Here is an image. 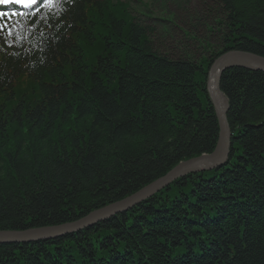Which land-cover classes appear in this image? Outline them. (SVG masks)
I'll list each match as a JSON object with an SVG mask.
<instances>
[{
    "label": "trees",
    "instance_id": "16d2710c",
    "mask_svg": "<svg viewBox=\"0 0 264 264\" xmlns=\"http://www.w3.org/2000/svg\"><path fill=\"white\" fill-rule=\"evenodd\" d=\"M44 4L0 20V231L77 221L212 153V63L230 50L264 57V0L203 3L213 45L173 56L126 0ZM220 90L225 166L78 232L0 244V264H264V73L229 69Z\"/></svg>",
    "mask_w": 264,
    "mask_h": 264
},
{
    "label": "water",
    "instance_id": "95a60500",
    "mask_svg": "<svg viewBox=\"0 0 264 264\" xmlns=\"http://www.w3.org/2000/svg\"><path fill=\"white\" fill-rule=\"evenodd\" d=\"M232 68H243L264 73V57L247 52L230 50L222 54L212 63L207 80V91L214 106L219 127L217 144L212 153L202 154L178 163L164 176L141 188L129 197L105 206L98 211L91 212L76 222L54 227L30 229L22 233L0 231V244L47 240L75 233L95 225L97 222L126 212L144 202L149 197L157 194L159 191L167 188L176 179L185 174L197 173L206 168L223 165L228 160L230 154L232 132L227 121L229 104L227 98L220 90V80L222 74Z\"/></svg>",
    "mask_w": 264,
    "mask_h": 264
},
{
    "label": "rangeland",
    "instance_id": "374dc122",
    "mask_svg": "<svg viewBox=\"0 0 264 264\" xmlns=\"http://www.w3.org/2000/svg\"><path fill=\"white\" fill-rule=\"evenodd\" d=\"M134 14L143 13L146 25L155 29L152 36L155 49H162L171 56L181 54L184 50L202 53L200 46L204 39V6L209 0H126ZM189 30L197 36L192 41L186 32ZM204 39V40H202ZM213 45V44H212Z\"/></svg>",
    "mask_w": 264,
    "mask_h": 264
},
{
    "label": "snow or ice",
    "instance_id": "6c2138e0",
    "mask_svg": "<svg viewBox=\"0 0 264 264\" xmlns=\"http://www.w3.org/2000/svg\"><path fill=\"white\" fill-rule=\"evenodd\" d=\"M52 0H45L44 6H49ZM10 3L22 4L25 7H31L32 5L37 3V0H0V5H7ZM9 15H24V13H8V12H0V18L9 16ZM6 27V25H5ZM11 35V33H9Z\"/></svg>",
    "mask_w": 264,
    "mask_h": 264
},
{
    "label": "bare ground",
    "instance_id": "6f19581e",
    "mask_svg": "<svg viewBox=\"0 0 264 264\" xmlns=\"http://www.w3.org/2000/svg\"><path fill=\"white\" fill-rule=\"evenodd\" d=\"M224 54V53H223ZM215 60H217V58L215 59ZM214 60V61H215ZM224 95V94H223ZM208 96H209V94H208ZM225 96V95H224ZM226 97V96H225ZM209 101H210V103H211V105H212V102H211V100H210V96H209ZM212 108H213V110L215 111V109H214V106L212 105ZM215 113V112H214ZM218 140V139H217ZM217 144V143H216ZM214 151V150H213ZM228 160H229V157H228ZM228 160H226V162L223 164V165H221V166H216V167H210V168H206L205 170H207V169H213V168H219V167H223V166H225L227 163H228ZM186 161V160H185ZM186 175V174H185ZM185 175H183V176H185ZM183 176H181V177H183ZM180 177V178H181ZM159 179V178H158ZM157 180V179H156ZM166 189V188H165ZM164 190V189H163ZM162 191V190H161ZM153 196H151V197H149V198H152ZM148 198V199H149ZM147 199V200H148ZM100 209H102V208H100ZM100 209H97L96 211H98V210H100ZM128 211V210H127ZM94 212V211H93ZM84 217H86V216H84ZM84 217H82V218H80V219H83ZM111 218V217H110ZM79 219V220H80ZM109 219V218H108ZM105 220H107V219H105ZM78 221V220H77ZM104 221V220H103ZM74 222H76V221H74ZM101 222V221H100ZM70 223H73V222H70ZM97 223H99V222H97ZM96 223V224H97ZM66 224H68V223H66ZM64 225V224H63ZM28 230H30V229H28ZM28 230H18V231H9V232H16V233H22V232H25V231H28ZM5 232V231H4ZM78 232V231H77ZM55 238V237H54ZM53 239V238H52ZM39 241H41V240H39ZM39 241H32V242H25V243H23V242H14V243H8V244H27V243H35V242H39Z\"/></svg>",
    "mask_w": 264,
    "mask_h": 264
}]
</instances>
